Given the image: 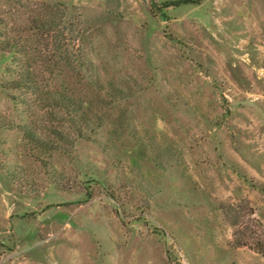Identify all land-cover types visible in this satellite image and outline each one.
Listing matches in <instances>:
<instances>
[{
  "label": "rangeland",
  "instance_id": "obj_1",
  "mask_svg": "<svg viewBox=\"0 0 264 264\" xmlns=\"http://www.w3.org/2000/svg\"><path fill=\"white\" fill-rule=\"evenodd\" d=\"M7 40L0 264H264V0H0ZM55 63L82 138L5 87Z\"/></svg>",
  "mask_w": 264,
  "mask_h": 264
},
{
  "label": "trees",
  "instance_id": "obj_2",
  "mask_svg": "<svg viewBox=\"0 0 264 264\" xmlns=\"http://www.w3.org/2000/svg\"><path fill=\"white\" fill-rule=\"evenodd\" d=\"M190 1V0H186ZM51 21H44L42 24L38 21V24L34 26V30L41 31V29L45 28L50 24ZM4 47L0 49V51H6L7 49H14L16 54L26 53V50H19L18 44L15 41L7 40L3 43ZM27 54L29 52L27 51ZM59 54V55H57ZM58 60H66L68 59L65 55L61 53V50H57L52 57ZM20 61L15 60V63L18 64ZM33 65H29L26 68H22L19 66L18 70H14L15 79L5 85V87L9 90H27L28 92L36 95L38 97V106L46 110L48 112L45 113L46 123H52L57 125H63L64 122L70 124L72 128H76V133L80 138L84 137V128L86 129L87 124L89 122V118L84 112V108L82 103L76 101L74 98L66 96L63 92L56 91H43L40 86V78L44 77V74H48L50 79H54L56 76H61L64 73V69L60 65H48L43 69H35ZM59 112H63L67 115V119H63L59 117ZM51 124V125H52ZM55 137L58 140H65V136L58 130L57 128L52 130ZM27 138L30 142H32L36 147L44 148L48 145V143L44 140H41L38 136H36L33 132L26 133ZM235 220V224H231V226H237ZM247 242L237 240L235 242L236 247L247 246ZM263 253V252H262Z\"/></svg>",
  "mask_w": 264,
  "mask_h": 264
}]
</instances>
